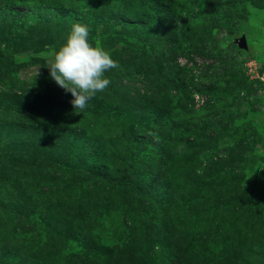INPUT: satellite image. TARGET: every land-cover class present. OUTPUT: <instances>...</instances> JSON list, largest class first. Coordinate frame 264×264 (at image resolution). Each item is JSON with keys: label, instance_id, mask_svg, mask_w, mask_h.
Returning a JSON list of instances; mask_svg holds the SVG:
<instances>
[{"label": "rangeland", "instance_id": "1", "mask_svg": "<svg viewBox=\"0 0 264 264\" xmlns=\"http://www.w3.org/2000/svg\"><path fill=\"white\" fill-rule=\"evenodd\" d=\"M9 1L0 0V264L8 249L14 264H264V0ZM120 1L122 13L111 11ZM184 2L197 15L224 5L208 30L198 16L186 35L201 52L173 48ZM46 5L56 18L14 19L49 15L36 9ZM105 14L130 25H92ZM77 22L118 70L139 72L121 83L107 72L110 86L79 113L44 67ZM122 40L131 47L120 51ZM12 197L25 204L21 220L1 206Z\"/></svg>", "mask_w": 264, "mask_h": 264}, {"label": "clouds", "instance_id": "2", "mask_svg": "<svg viewBox=\"0 0 264 264\" xmlns=\"http://www.w3.org/2000/svg\"><path fill=\"white\" fill-rule=\"evenodd\" d=\"M50 77L66 92L76 113L86 109L88 101L111 84L106 73L120 67L111 53L90 42V29L73 23L65 42L44 54ZM38 74V72H37Z\"/></svg>", "mask_w": 264, "mask_h": 264}, {"label": "trees", "instance_id": "3", "mask_svg": "<svg viewBox=\"0 0 264 264\" xmlns=\"http://www.w3.org/2000/svg\"><path fill=\"white\" fill-rule=\"evenodd\" d=\"M92 1H94V0H92ZM86 2H88V0H86ZM187 2V1H186ZM186 2H184V3H181V4H178L177 6H179V9H177L178 10V12L180 13V15L181 16H179V26L177 27H175V29L178 31V34L181 36L180 37V39L181 38H183L184 37V39H182L180 42H176L175 43V45H174V50L176 51V52H179V53H183V54H185V52H186V50H188V51H190V52H199L200 50H202V49H199L196 45L195 46H192L191 44H188V40H186L187 38H186V35L188 34V35H192V34H194V32H195V21H197L198 20V16H200L201 18H203V19H200V20H203V23L205 24V26L207 27V29L206 30H208L209 28H210V23H212L214 20H215V18L217 19V20H219L218 18H217V15L218 14H220L221 13V11H219L220 10V8H222V7H224V5H219L218 7H217V9L218 10H216L215 12L213 11V13L212 14H209L208 13V11H206L205 13H204V15H197V13H195L193 10H192V7H191V4L190 3H186ZM2 3H4V4H7L8 5V8H9V5L11 4V2L9 1V0H2ZM121 3H123V1H120L117 5H115V3L112 5V4H109L110 6V10L111 11H116V9H117V11H118V13H122V10L120 9V8H118V6L121 4ZM103 5L105 4V1L102 3ZM185 4H187L188 6L185 8ZM197 8H198V6H197ZM36 9H38V10H41V11H46V10H48L49 11V15L48 14H44V15H36V16H33V18L31 17V16H26V15H23L22 13H18V14H16L15 16H14V19L15 20H18V19H21V18H26V19H33V20H43V16H45L46 18H44V20H47V19H51V18H56V16H55V14L54 13H52L53 12V6L52 5H46V6H44V7H37ZM167 12H168V14H171L170 13V9H167L166 10ZM174 12H176V10L174 9ZM41 13V12H40ZM215 13V14H214ZM126 14V11H125V13H124V15ZM214 14V15H213ZM196 15H197V17H196ZM43 17V18H42ZM61 18V17H60ZM110 19H113L114 20V22H115V24H121V25H123V26H129L130 25V23H128L127 21H126V19H124V17H118V15H113V14H111V15H97L96 16V18H94V20H95V23L92 21V25L94 24V25H100V26H106L109 22H110ZM64 20H66V18L64 19ZM69 23L71 24V22H70V20H69ZM69 24V25H70ZM134 24V23H133ZM135 25V24H134ZM65 28V25H63V29ZM71 29V27L69 28V30ZM129 34V33H128ZM114 36V35H113ZM123 42V43H122ZM122 42L120 41V43H121V46H119V47H117L120 51H123L124 50V48H129V47H131V45H130V41L128 42V43H126L125 44V42H127L126 40H122ZM156 49H157V47H156ZM157 51H158V54H159V57L161 56L162 58H166L165 57V55H164V53L162 52V50H160V49H157ZM201 52V51H200ZM167 63V62H166ZM264 71H262L261 70V68L259 69V73L260 74H262ZM134 73H138V74H136L134 77L132 76ZM112 75H113V79L115 80V81H117V82H122L123 81V79L125 78V77H127V78H131V79H138L139 78V72H135V70H133V69H130V68H122V69H115V70H113L112 71V73H111ZM170 82V81H169ZM172 82V81H171ZM170 82V83H171ZM92 168H94L93 166H90V165H88V168H87V170L88 169H92ZM47 171V170H46ZM61 172H63V175H65L66 174V171L65 170H62ZM92 174H94V173H89V172H86L83 176H82V178H90V176H94V175H92ZM88 181H87V183L88 182H91L92 180L91 179H87ZM90 180V181H89ZM113 185H114V183H113ZM71 187H72V190L74 191H76V195L75 196H79L80 195V193H79V191H78V187H76V186H72L71 185ZM221 195V193L219 194H217V195H215V198L219 201L220 199H221V197L222 196H220ZM19 197H12V198H10V200L7 202V203H4V204H1V206H2V208H3V211H5V212H8V214L7 215H10L13 219H18V220H21L23 217H24V214L23 213H21V211L20 210H18V208L19 207H23V208H25V204H23L22 202V200H20V199H18ZM28 199H31V197H29L28 196V198H27V200ZM36 200V199H35ZM18 201H21V202H18ZM225 203H227V204H231V202H230V200L228 199V198H225L222 202H221V204L223 205V204H225ZM12 205V206H11ZM9 206H11V207H9ZM36 206V205H35ZM91 209H93V208H91ZM18 210V211H17ZM87 213V212H86ZM83 214L82 215V219H84L83 220V222L84 223H88V224H90V223H92V221L96 218V217H94V216H92L93 215V213L92 212H90L91 214ZM80 243H82V244H84V241L83 240H80ZM10 246V245H9ZM206 247H208L209 249H211V248H213V247H209V244H208V242H207V245H206ZM84 251L83 250H81V249H77V254L79 255L80 254V256H82L81 254L83 253ZM6 253L7 254H9L10 255V257H8V259H9V261H6L5 260V263L4 264H14L13 262H16L17 260H15L16 259V256H15V253L13 252V251H11V249H8L7 251H6ZM85 261H86V259H84Z\"/></svg>", "mask_w": 264, "mask_h": 264}, {"label": "water", "instance_id": "4", "mask_svg": "<svg viewBox=\"0 0 264 264\" xmlns=\"http://www.w3.org/2000/svg\"><path fill=\"white\" fill-rule=\"evenodd\" d=\"M237 44L239 47H246L245 37L243 35L239 37Z\"/></svg>", "mask_w": 264, "mask_h": 264}, {"label": "built area", "instance_id": "5", "mask_svg": "<svg viewBox=\"0 0 264 264\" xmlns=\"http://www.w3.org/2000/svg\"><path fill=\"white\" fill-rule=\"evenodd\" d=\"M257 73H258V71H257Z\"/></svg>", "mask_w": 264, "mask_h": 264}]
</instances>
